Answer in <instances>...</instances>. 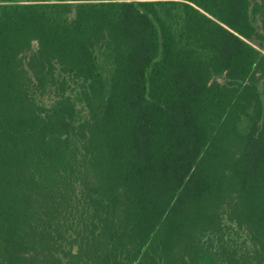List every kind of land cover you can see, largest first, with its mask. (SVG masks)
I'll use <instances>...</instances> for the list:
<instances>
[{"label": "trees", "instance_id": "obj_1", "mask_svg": "<svg viewBox=\"0 0 264 264\" xmlns=\"http://www.w3.org/2000/svg\"><path fill=\"white\" fill-rule=\"evenodd\" d=\"M206 257L264 264V0H0V264Z\"/></svg>", "mask_w": 264, "mask_h": 264}, {"label": "water", "instance_id": "obj_2", "mask_svg": "<svg viewBox=\"0 0 264 264\" xmlns=\"http://www.w3.org/2000/svg\"><path fill=\"white\" fill-rule=\"evenodd\" d=\"M76 247L73 248V251L75 252ZM211 258L210 257H206L203 264H210Z\"/></svg>", "mask_w": 264, "mask_h": 264}, {"label": "rangeland", "instance_id": "obj_3", "mask_svg": "<svg viewBox=\"0 0 264 264\" xmlns=\"http://www.w3.org/2000/svg\"><path fill=\"white\" fill-rule=\"evenodd\" d=\"M45 103H47V100L45 101ZM77 251V249L75 250V252Z\"/></svg>", "mask_w": 264, "mask_h": 264}]
</instances>
